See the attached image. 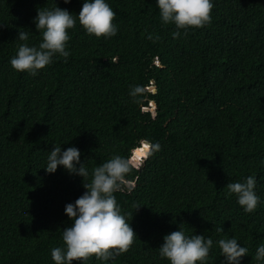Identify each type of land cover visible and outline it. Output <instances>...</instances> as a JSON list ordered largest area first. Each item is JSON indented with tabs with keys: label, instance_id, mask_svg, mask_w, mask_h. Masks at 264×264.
I'll use <instances>...</instances> for the list:
<instances>
[{
	"label": "trees",
	"instance_id": "1",
	"mask_svg": "<svg viewBox=\"0 0 264 264\" xmlns=\"http://www.w3.org/2000/svg\"><path fill=\"white\" fill-rule=\"evenodd\" d=\"M82 3L0 0V264H54L50 250L63 247L65 205L86 189L62 166L45 171L54 145L77 147L91 172L142 140L161 149L129 174L131 191L115 193L137 236L115 259L85 264H169L159 247L180 226L213 239L204 264H225L215 241L226 236L249 249L242 264H264L254 258L264 243V0H214L211 22L176 38L156 0H108L115 36L89 35L77 20L66 62L36 76L12 68L19 31L40 42L39 8L75 15ZM135 85L145 87L140 103L129 96ZM248 175L261 200L251 213L226 188Z\"/></svg>",
	"mask_w": 264,
	"mask_h": 264
},
{
	"label": "clouds",
	"instance_id": "2",
	"mask_svg": "<svg viewBox=\"0 0 264 264\" xmlns=\"http://www.w3.org/2000/svg\"><path fill=\"white\" fill-rule=\"evenodd\" d=\"M69 2L64 0L65 4ZM156 6L161 21L175 25L177 31L172 35L176 38L181 35V29L187 31L190 27L200 28L210 23L214 0H156ZM115 16L116 12L108 0H83L81 10L75 15L56 4L51 9L39 8L33 22L41 34L40 42L27 43L29 32L19 31L16 40L23 43L18 45L9 63L17 72L36 76L39 70L52 64L54 58L62 57L66 62L70 56L68 42L71 37L68 30L76 26L77 20L87 34L107 39L118 32V26L113 23ZM147 38L153 39V34L149 33ZM129 96L140 103L145 97V87L132 86ZM160 149L159 142L142 140L137 156L115 154L90 172L85 163H81V152L77 147L62 150L61 146L54 145L47 156L45 171L55 173L58 166H62L69 174L82 177L86 189L74 203L65 205V214L72 223L63 230V247L50 250L54 264H73V261L85 264L93 255L102 262H108L129 249L137 235L130 226L127 214L122 213L115 193L131 191L134 181L128 176L134 168L139 167L135 161L147 159ZM257 184V177L248 175L229 182L226 188L229 195L236 196V202L243 211L251 213L261 203L256 192ZM213 244L211 237L204 234L188 235L180 226L163 237L158 254L162 259H167L169 264H204ZM215 244L225 264H242V259L248 256L249 249L238 242L235 236H226L215 241ZM254 258L264 262V243L256 247Z\"/></svg>",
	"mask_w": 264,
	"mask_h": 264
},
{
	"label": "water",
	"instance_id": "3",
	"mask_svg": "<svg viewBox=\"0 0 264 264\" xmlns=\"http://www.w3.org/2000/svg\"><path fill=\"white\" fill-rule=\"evenodd\" d=\"M181 30H183V29H181ZM186 32H188L189 34H191V31L189 29ZM153 82H154V78H152V83ZM148 89L151 90V91H153V92H155L156 91V86L153 84V86H150ZM150 110H151V115H152V119H153V125H156L157 124V120H156L157 112H156L155 106L151 104V109ZM138 154H139V148H136V149L133 150L131 156H134L135 157ZM141 160H142V158L140 160H138L139 161L138 162V165H140ZM137 169L138 168H136V171H137ZM136 171H135V173H136ZM135 180H136V177H135V174H134V176H133L134 183H135ZM126 192H127V190H125L123 192H119V193L125 194Z\"/></svg>",
	"mask_w": 264,
	"mask_h": 264
},
{
	"label": "rangeland",
	"instance_id": "4",
	"mask_svg": "<svg viewBox=\"0 0 264 264\" xmlns=\"http://www.w3.org/2000/svg\"><path fill=\"white\" fill-rule=\"evenodd\" d=\"M199 35H201V33Z\"/></svg>",
	"mask_w": 264,
	"mask_h": 264
}]
</instances>
